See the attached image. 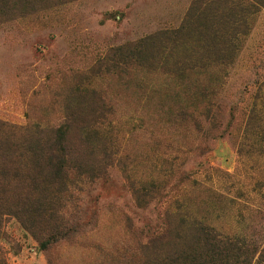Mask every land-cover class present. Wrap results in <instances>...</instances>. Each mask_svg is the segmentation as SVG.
<instances>
[{
    "label": "rangeland",
    "instance_id": "374dc122",
    "mask_svg": "<svg viewBox=\"0 0 264 264\" xmlns=\"http://www.w3.org/2000/svg\"><path fill=\"white\" fill-rule=\"evenodd\" d=\"M195 1L72 0L0 20V120L73 127L64 173L37 188L54 208L45 228L63 230L43 250L11 216L1 242L10 264H143L157 255L144 248L150 237L167 229L164 251L195 222L245 237L264 229V9L250 15L235 63L214 81V70L202 75L211 119L161 63L110 61L181 28ZM195 43L194 32L175 55Z\"/></svg>",
    "mask_w": 264,
    "mask_h": 264
},
{
    "label": "trees",
    "instance_id": "16d2710c",
    "mask_svg": "<svg viewBox=\"0 0 264 264\" xmlns=\"http://www.w3.org/2000/svg\"><path fill=\"white\" fill-rule=\"evenodd\" d=\"M66 1L72 0H0V20ZM263 9L264 0H196L181 28L117 48L111 51L110 61L115 66L120 63H161L182 82V88L188 91L191 99L202 103L206 109L205 119H211L214 97L210 92L213 85H205L202 75L235 63L239 53L238 41L250 30V15ZM194 32L195 47L181 52L182 56L175 55L179 52L177 45ZM163 44L170 49L166 57ZM188 52L193 55L187 57ZM161 53L164 59H160ZM216 71H212V81L218 79L219 72ZM194 76L196 78L192 80ZM183 115L188 116L186 112ZM187 118H194V115ZM71 135V122L57 129L31 131L0 120V264H10L1 242L6 240L5 223L11 216L26 224L43 250H48L63 230L61 225L52 231L45 228V218H53L54 208L38 198L37 188L38 181L45 179L47 174L54 179L64 173L70 156L67 147ZM85 166L84 162L80 163L83 171ZM180 228L177 243L165 251L158 249L157 244L170 237L168 229L164 234L150 237L144 248L153 249L157 255L143 264H264V229L256 238L227 235L203 222Z\"/></svg>",
    "mask_w": 264,
    "mask_h": 264
}]
</instances>
